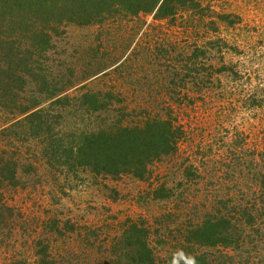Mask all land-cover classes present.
<instances>
[{
	"label": "rangeland",
	"instance_id": "rangeland-1",
	"mask_svg": "<svg viewBox=\"0 0 264 264\" xmlns=\"http://www.w3.org/2000/svg\"><path fill=\"white\" fill-rule=\"evenodd\" d=\"M194 1L162 20L154 11L55 28L38 68L69 97L54 111L64 130L169 119L181 138L143 181L62 173L38 156L40 145L20 144L21 164L34 170L0 187L12 211L0 264H39L42 250L50 264H107L128 222L149 231L157 264H264V0ZM85 93L107 108H79ZM6 122L0 109V128ZM221 216L232 244L190 241L188 230Z\"/></svg>",
	"mask_w": 264,
	"mask_h": 264
},
{
	"label": "trees",
	"instance_id": "trees-1",
	"mask_svg": "<svg viewBox=\"0 0 264 264\" xmlns=\"http://www.w3.org/2000/svg\"><path fill=\"white\" fill-rule=\"evenodd\" d=\"M186 3L198 7L194 0H0V109L7 119L0 128V144L6 139L0 148V187L19 185V169L27 174L34 170L29 163L21 164L20 144L28 142L40 145L38 156L51 169L114 180L132 176L143 181L150 175V166L173 155L181 131L169 119L132 127L117 123L101 130H64L62 114H55V109L70 107L69 97L38 66L50 51L51 34L64 23L90 26L116 14L127 17L154 11V17L162 20L174 16L178 5ZM81 99L77 105L87 112H103L108 106L92 93ZM159 197L168 196L156 194L155 199ZM11 213L0 200V234ZM241 215L248 223L253 221L246 212ZM187 234L196 246L210 248L228 247L234 238L230 221L222 216L206 219ZM109 252L107 264H157L143 224L126 223ZM40 255L39 264H50L44 250Z\"/></svg>",
	"mask_w": 264,
	"mask_h": 264
}]
</instances>
